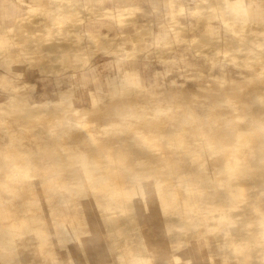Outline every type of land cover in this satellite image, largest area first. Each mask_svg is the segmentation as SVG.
<instances>
[{"label": "rangeland", "instance_id": "1", "mask_svg": "<svg viewBox=\"0 0 264 264\" xmlns=\"http://www.w3.org/2000/svg\"><path fill=\"white\" fill-rule=\"evenodd\" d=\"M29 1L14 3L26 13ZM43 1L53 9L0 22L9 49L0 50V109L25 126L14 135L5 125L0 144V205L13 210L0 225V264H95L107 254L128 264L125 251L140 264H264V44H255L264 37L229 35L249 1L171 8L156 45L146 1L144 11L141 0ZM255 24L264 29V19ZM71 62L99 86H85ZM157 135L192 143L167 157L164 145L148 147ZM120 170L142 182L129 202L98 187Z\"/></svg>", "mask_w": 264, "mask_h": 264}, {"label": "bare ground", "instance_id": "2", "mask_svg": "<svg viewBox=\"0 0 264 264\" xmlns=\"http://www.w3.org/2000/svg\"><path fill=\"white\" fill-rule=\"evenodd\" d=\"M248 1H249L248 5L251 6V9L250 10H245V9L240 10L241 11V19L243 20L244 23L243 24L236 23L229 29V33H230L229 35H232L234 38H239V40L246 39V36H254L257 39H259V37H261V36L264 37V29H260V27L255 24L258 21V19H264V9H263L264 1L263 0H248ZM26 2H28V1H26ZM29 2L30 3L26 5L27 7H25V9H28V12L23 13L24 9H22V10L19 9L17 13L20 14L21 16L24 14H36L40 10L43 11L44 13H46V12H49L50 9L52 8L47 4V2H44L43 0H30ZM233 5L236 6V8H239V9L241 8L239 2L236 0H233ZM239 9H238V11H239ZM0 12L4 13L3 18H1V20L8 21L6 24L12 22L13 17L17 14L15 12V10L12 8V6L9 4L8 0H0ZM9 15L11 16L10 18H9ZM104 16L105 17L103 19H107L108 17H114L115 16V18H117L116 19L117 22H118V20L120 22H123V16L124 15H123L122 10L117 9L116 15L113 16V14L108 13V14H104ZM115 18H114V20H115ZM71 19H72V16L68 15L65 18H63L62 22H64V20H71ZM125 19H126V17H125ZM1 38L2 37L0 35V39ZM255 44H256V47H260L261 45L264 44V41L258 40L255 42ZM125 46H126V44H125ZM129 48H131V47H129ZM0 50H3L5 52H9L7 45H5L4 47H0ZM103 50H105V49H103ZM122 52L123 51H121L120 53H122ZM129 52L139 53L140 50L132 48L129 50ZM230 52H231V50H230ZM106 53L107 52H105V55H106ZM224 54H227V51ZM233 57L235 58L234 55H233ZM72 63L78 64L80 66V73H81L80 75L82 76L83 84L85 86H91V85L99 86L98 81L93 80L91 72L89 70L83 68V65L81 63L71 62V64ZM109 67H110V71H113L115 69L114 60H112V59L110 60ZM263 68H264V64H263ZM159 76H160L159 78H161V75H159ZM148 77L151 78L150 75H148ZM122 78H128V77H127V75H123ZM67 83H69V81H67ZM122 92L124 93V90H122ZM247 93H249V92H247ZM14 103H15L14 101H11L10 105H7V108H14L15 107ZM4 109H6V108L0 109V144H2L3 141L6 139V135L3 132V128L6 126L9 128L10 134H14V135H17V133L20 135L25 134V126L23 125V123L22 122L19 123L16 120V118H14L13 116H10L8 114L6 115V112ZM155 137L156 138H154V140L151 139L150 143L148 142V147H151L152 145H154L156 143L164 145L166 147V150H167V151H165L167 153V157H179V154L183 153V150L185 149V147H187V151L190 149V145L192 143V141L185 140V139L167 141L165 138H163L161 136L157 135ZM242 137L243 136L237 135V137L234 138L233 142L229 144V146L233 145V147H231L228 150H230L231 152L239 150V146H240L239 142L241 141ZM117 149H119L122 152H125L127 150V149H123V148H117ZM24 161H25L26 165L28 163H30L31 165H34V167H36L37 173H39L41 171V167H37L36 162L34 160H32V158L25 157ZM131 161L132 160H130V158H122V160L120 162L123 165L121 164V167L126 166V164L128 166H131V163H130ZM133 162L136 163L135 165L140 164L139 160H136ZM216 162H222L224 164H227V161H224V157L222 155L217 157ZM230 162H234V161H230ZM206 170L204 168L203 169H196L195 172L198 174H204ZM167 177H169L171 179L166 180L164 182L165 184L169 185L170 183L175 181V179H173V177L171 175H169ZM167 177H165V178H167ZM124 182L131 183L132 188L126 187L124 185ZM147 182L149 183V181H147ZM154 182H155V180H154ZM136 183L142 184V182H139L138 179L136 181H134L132 179V177L126 175L124 172L122 173V171L120 170L119 172H116V174L111 176V177L101 179L100 185L98 187L100 190L104 191V193H106L112 199H115V200L117 199V200L122 201V202L123 201L129 202V201H131L130 199L132 198V196H134V195L136 196V194L138 195V193H140V191H135L136 187L138 186ZM155 183L158 184V182H155ZM226 195L230 198H234V196H236L237 194H235L234 190L229 188L228 191L226 192ZM186 203L187 202L184 201L181 204V207L182 208L186 207L187 206ZM3 207H5V208H3ZM85 207H86V210L88 212L93 211V209H92L93 207L92 208H90L88 206H85ZM165 207H166L165 212L169 213L171 204L166 202ZM115 209H121V211L126 210L125 207H121V206H117V207H115ZM258 211H259V209H258ZM12 213H13V210L11 209V207H8V206H5L4 204H1L0 205V225H5L7 227L9 225V222L6 219L8 217H10L12 215ZM260 213L264 214V209L261 210ZM64 217H65L64 220H68L67 215H64ZM38 251L40 253H43V254H50V247L49 246L38 247ZM122 257L125 258V260L127 261L128 264H132L134 262L136 264H140L142 262L141 258L136 259L135 256H132L129 253V251H125V253H124V255H122ZM181 259H182L181 256L175 255L173 257V260L176 262H178ZM95 260H96L94 262L95 264H119L118 261L115 260L109 254L105 255L103 257V260H97V259H95Z\"/></svg>", "mask_w": 264, "mask_h": 264}, {"label": "crops", "instance_id": "3", "mask_svg": "<svg viewBox=\"0 0 264 264\" xmlns=\"http://www.w3.org/2000/svg\"><path fill=\"white\" fill-rule=\"evenodd\" d=\"M9 4L12 6V8L15 10V12L17 13L19 9H17V6L14 3V0H8ZM112 1V0H111ZM110 1V2H111ZM146 1L147 6L150 8L148 10L149 15H153V17H150L149 19H151V23H152V30H151V36H149V43H153L154 45L159 44L162 41H165V39H163V35L161 34L162 31H164V28H167V18L165 17L166 15H168L167 11L170 12L171 8H174L176 11L180 10L181 6L185 7V14L190 13V12H194V5L197 4V2H200L202 0H183L181 2V0L177 1L174 0V3H172L170 0H167L168 3L166 4V0L162 2V4H153L150 2V0H141L140 1V9L142 11H144V3ZM148 1V2H147ZM115 4L111 3L109 6H107V9H115ZM17 9V10H16ZM145 14H147V11L144 12ZM3 14L0 12V22L3 23H7L8 21L6 20H1V18H3ZM180 21H182V18L179 17L178 18ZM157 70V69H156ZM155 70V71H156ZM150 76L151 73L150 71H148ZM153 75V74H152ZM154 76V75H153Z\"/></svg>", "mask_w": 264, "mask_h": 264}]
</instances>
